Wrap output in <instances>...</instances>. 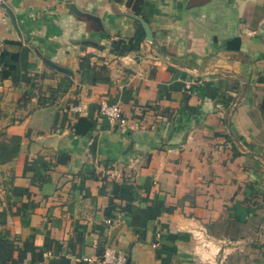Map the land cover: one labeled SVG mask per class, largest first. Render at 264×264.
Wrapping results in <instances>:
<instances>
[{
    "label": "crops",
    "instance_id": "crops-1",
    "mask_svg": "<svg viewBox=\"0 0 264 264\" xmlns=\"http://www.w3.org/2000/svg\"><path fill=\"white\" fill-rule=\"evenodd\" d=\"M126 1L0 6V51L22 45L0 84L1 127L21 138L0 166V264H98L107 248L127 264H264V0H142L137 50ZM63 75L68 92L39 106Z\"/></svg>",
    "mask_w": 264,
    "mask_h": 264
},
{
    "label": "trees",
    "instance_id": "trees-1",
    "mask_svg": "<svg viewBox=\"0 0 264 264\" xmlns=\"http://www.w3.org/2000/svg\"><path fill=\"white\" fill-rule=\"evenodd\" d=\"M120 1V0H118ZM144 2L142 0H127L126 7L130 10L131 14L135 17H140ZM145 33L141 25L135 22V33L134 36L127 41L131 46L132 50H137L139 45L144 41ZM5 46H15L18 50L16 52H9L7 50L0 51V84L3 81L10 78L11 73L15 71V64L19 62L20 59V48L21 43L17 42H5ZM72 81L68 76L63 75L55 87H48L47 97H38L37 102L39 106L52 105L54 102L64 94L68 92L71 88ZM33 96L30 94L26 95L22 100L23 102H28ZM230 100V99H228ZM1 118V117H0ZM21 148V138L18 136L7 137L5 131L0 129V166L10 164L18 155ZM236 156V154H235ZM12 177H10V181ZM1 206V201H0ZM4 235L0 233V239Z\"/></svg>",
    "mask_w": 264,
    "mask_h": 264
},
{
    "label": "built area",
    "instance_id": "built-area-1",
    "mask_svg": "<svg viewBox=\"0 0 264 264\" xmlns=\"http://www.w3.org/2000/svg\"><path fill=\"white\" fill-rule=\"evenodd\" d=\"M5 0H0V6L4 4ZM75 113H80V107H74L72 109ZM98 113L101 117L108 120L119 127H125L126 121L124 119L123 113L117 104H110L106 102H101L98 107ZM112 176L114 173L111 174ZM85 262H91L90 259H85ZM98 264H127V257L124 253H121L113 248L105 249L99 259Z\"/></svg>",
    "mask_w": 264,
    "mask_h": 264
},
{
    "label": "water",
    "instance_id": "water-1",
    "mask_svg": "<svg viewBox=\"0 0 264 264\" xmlns=\"http://www.w3.org/2000/svg\"><path fill=\"white\" fill-rule=\"evenodd\" d=\"M1 7L4 8L3 4L1 5ZM74 13H75V15H77L78 17H84L87 21H93V22L96 24V26L98 27V29H99L100 31H102L101 21H100V19H99L98 17L92 16V15H88V14H83V13H80V12H78V11H77V12H74ZM7 15H8V17H9L10 23H11V25H12L14 31H15L16 34L19 36V32H18V30H17V28H16L15 20H14L13 15H12L10 12H7ZM131 18H132L133 20H135V21H137V22L140 23V25H141V27H142L144 33H145V38H146L147 40H151V30H150L149 26L147 25V23H146L144 20H142L141 18H138V17H135V16H131ZM84 44H85V45H90V46H92V47H95V46H96L95 43H92V42H89V41L85 42ZM43 63H44L49 69H52V70L58 71V72H60V73H65V74H68V75L70 74V72H69L67 69L62 68V67H59V66L53 64L52 62H50V61H48V60L43 59ZM170 130H171V128H169L168 133L170 132Z\"/></svg>",
    "mask_w": 264,
    "mask_h": 264
},
{
    "label": "rangeland",
    "instance_id": "rangeland-1",
    "mask_svg": "<svg viewBox=\"0 0 264 264\" xmlns=\"http://www.w3.org/2000/svg\"><path fill=\"white\" fill-rule=\"evenodd\" d=\"M0 129L4 130V128L1 127V122H2V115H0Z\"/></svg>",
    "mask_w": 264,
    "mask_h": 264
}]
</instances>
